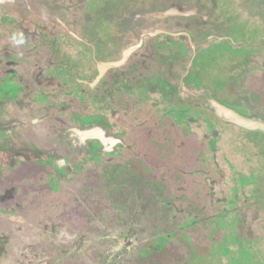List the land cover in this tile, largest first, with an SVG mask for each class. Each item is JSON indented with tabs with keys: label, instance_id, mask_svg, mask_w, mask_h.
<instances>
[{
	"label": "rangeland",
	"instance_id": "obj_1",
	"mask_svg": "<svg viewBox=\"0 0 264 264\" xmlns=\"http://www.w3.org/2000/svg\"><path fill=\"white\" fill-rule=\"evenodd\" d=\"M31 2L49 117L0 135V264H264V0ZM78 123L117 141L66 166L42 127Z\"/></svg>",
	"mask_w": 264,
	"mask_h": 264
},
{
	"label": "flooded vegetation",
	"instance_id": "obj_2",
	"mask_svg": "<svg viewBox=\"0 0 264 264\" xmlns=\"http://www.w3.org/2000/svg\"><path fill=\"white\" fill-rule=\"evenodd\" d=\"M138 14H141V17H143V15L158 17L160 20L168 15H166L165 12L158 13L150 11H142V13L140 12ZM49 15H51L50 12ZM185 15L189 14L186 13ZM190 16L193 15H189V17ZM27 25L31 26V12L21 13L18 10L15 11L10 8L0 7V135L7 137V139L5 138L6 142H3V146L7 143V146H5L8 148V150L11 148H15L17 150L16 147L20 146L31 148V144L33 142L31 135L33 134V137L36 136V134L33 132L37 130H31V127L35 126L34 124L42 123L41 121H45L49 117L48 114L47 117L45 116L47 112L42 111L40 114L44 118H40V115L34 113V109H40V104L44 105L45 101L43 100L44 96L40 94L36 96L31 92V86H33V83L35 82H31V68L35 64L36 58H38L39 61L41 60V55L36 52L31 54V34H20V31H22V26ZM197 25H199V23ZM26 36L28 37L25 38ZM192 44L195 43H191L190 45ZM132 49H134V47L124 50L123 56L125 51L128 50L125 59H127ZM190 50H192V46L190 47ZM92 53L93 58H95L94 49H92ZM63 59L64 61L68 60L67 58ZM122 62H124L123 58L122 60H119V63ZM111 64L112 63L106 65L111 66ZM106 65H104V67ZM189 65H193L191 60ZM58 67L59 69H62L60 66ZM85 67L86 68H84V65L80 66L79 72H81L83 69H85L87 72H89V69H93L102 73V69L96 63L94 66L86 65ZM173 67L171 66L169 69H172ZM66 71L67 69L64 68L61 72L65 74ZM193 77L194 76H191V78ZM183 80L184 79H181V81ZM80 82L88 83L87 81L83 80ZM185 84L189 85V80L185 82ZM36 87L40 88L38 84ZM42 129L44 130V134L47 133L52 137H64V144L60 143L59 145H53L52 141H50V147L47 150L49 153H51V155L54 156L57 154L63 155L65 161L63 163L61 162V164L66 166L69 162H72L70 161L71 159L80 161L82 160V157L86 155H94L93 149L96 146L93 143L95 141L99 142L105 148L111 147L106 145H112L117 141V139H113V137L108 135L107 129L99 123H91L86 125L78 123L70 127L61 126L60 129L52 128L49 130L46 127H42ZM89 129H100L102 130L100 133L101 135L96 134V132H94V135H87L85 132ZM49 131L50 134L48 133ZM73 133L75 135H73ZM52 137L49 136L51 140ZM88 142L91 144H88ZM1 148L4 147H2L0 143V149ZM24 153H29V151ZM90 155L89 157H92ZM14 157V152H9L5 155H2L1 153L0 168L5 166L10 167V160ZM65 171H68L67 167L65 168Z\"/></svg>",
	"mask_w": 264,
	"mask_h": 264
},
{
	"label": "water",
	"instance_id": "obj_3",
	"mask_svg": "<svg viewBox=\"0 0 264 264\" xmlns=\"http://www.w3.org/2000/svg\"><path fill=\"white\" fill-rule=\"evenodd\" d=\"M21 1V8L20 9H23V10H28L31 8V0H20ZM16 3L13 2L12 0H0V6H3V7H7V8H11L13 10H16L17 11V8L14 6ZM19 9V8H18ZM123 58L125 59V57L123 56ZM114 65H116V63H112ZM120 64V63H119ZM220 108V109H219ZM218 111L222 113V115L224 116V118H226L227 116H230L232 119H234L235 121H239L241 123H243V119L241 118V116L239 115H236V114H228L229 112L226 110V109H223L221 107H219ZM226 116V117H225ZM246 122V121H245ZM247 123L250 125V122L247 121ZM252 125V124H251Z\"/></svg>",
	"mask_w": 264,
	"mask_h": 264
},
{
	"label": "bare ground",
	"instance_id": "obj_4",
	"mask_svg": "<svg viewBox=\"0 0 264 264\" xmlns=\"http://www.w3.org/2000/svg\"><path fill=\"white\" fill-rule=\"evenodd\" d=\"M13 2H15L16 4L14 5L16 8H17V10L19 11V12H21V11H24L23 9H20L21 8V1L20 0H12ZM32 3V2H31ZM189 6V5H188ZM19 8V9H18ZM42 8V7H41ZM196 8V7H195ZM43 9V8H42ZM187 9V8H186ZM192 9V8H191ZM189 10V9H188ZM183 12V11H182ZM197 13V12H196ZM155 16H157V15H155ZM134 30V32H135V34L137 35V37L140 39L141 38V34L138 32V30H139V28H136V29H133ZM127 53H128V50H126L125 51V53H124V57H126V55H127ZM113 64H111V66H112ZM215 100V99H214ZM94 132H96V134H98V135H101L100 133L102 132V130H100V129H89V130H86V132L85 133H87V135H94ZM73 135H75L74 133H73ZM77 135V134H76ZM73 137V136H72ZM102 138V137H101Z\"/></svg>",
	"mask_w": 264,
	"mask_h": 264
},
{
	"label": "crops",
	"instance_id": "obj_5",
	"mask_svg": "<svg viewBox=\"0 0 264 264\" xmlns=\"http://www.w3.org/2000/svg\"><path fill=\"white\" fill-rule=\"evenodd\" d=\"M0 7H3V6H0ZM7 8V7H6ZM11 9V8H10ZM13 10V9H12ZM16 11V10H15ZM26 12H31V8L28 9V10H24V11H21V13H26Z\"/></svg>",
	"mask_w": 264,
	"mask_h": 264
}]
</instances>
